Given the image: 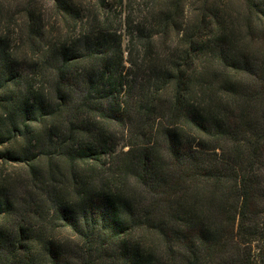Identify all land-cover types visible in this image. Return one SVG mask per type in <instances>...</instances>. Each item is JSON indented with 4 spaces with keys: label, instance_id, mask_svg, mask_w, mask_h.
Here are the masks:
<instances>
[{
    "label": "trees",
    "instance_id": "trees-1",
    "mask_svg": "<svg viewBox=\"0 0 264 264\" xmlns=\"http://www.w3.org/2000/svg\"><path fill=\"white\" fill-rule=\"evenodd\" d=\"M163 1L134 0L176 31L161 58L143 29L139 67L84 32L54 44L48 92L5 107L0 264H264V0H195L191 31Z\"/></svg>",
    "mask_w": 264,
    "mask_h": 264
},
{
    "label": "rangeland",
    "instance_id": "rangeland-1",
    "mask_svg": "<svg viewBox=\"0 0 264 264\" xmlns=\"http://www.w3.org/2000/svg\"><path fill=\"white\" fill-rule=\"evenodd\" d=\"M75 2L77 4H73L78 5L80 0ZM89 2L90 0H81L80 16L85 22L79 21L74 25L76 22L71 21L67 15L65 17L64 12L63 16L60 15L53 0H0L1 128L6 123L4 111L8 103H17L24 97V93L27 97L30 96L28 90L41 93L42 96L48 92L54 79L51 52L57 42L68 41L70 46L81 34L89 32L93 42L100 44L104 52L111 45H121L127 67H130L129 60L138 67L143 64L144 43L137 38L136 33L139 29L152 35V46L160 58L179 42L174 28L165 36L160 25L157 26L156 15L153 17V13L141 9L134 0L123 4L112 0L105 10L96 6L97 0H91L93 8L87 7ZM198 7L195 0H183L184 14L178 13L176 22H182L184 28L191 31ZM239 10L240 6L236 7L234 4L231 14L235 12L238 15L241 13ZM254 44V51H260V46ZM81 66L82 63H75L74 69ZM4 167L5 173L12 177L18 179L25 175L28 178L27 168L24 166L8 161Z\"/></svg>",
    "mask_w": 264,
    "mask_h": 264
}]
</instances>
